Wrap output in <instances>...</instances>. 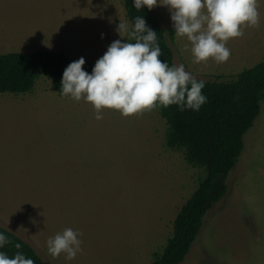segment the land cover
I'll return each instance as SVG.
<instances>
[{"label":"rangeland","instance_id":"1","mask_svg":"<svg viewBox=\"0 0 264 264\" xmlns=\"http://www.w3.org/2000/svg\"><path fill=\"white\" fill-rule=\"evenodd\" d=\"M147 2L175 81L227 82L264 62V0ZM131 42L121 0H0V55L106 64L131 58ZM78 86L60 96L40 75L31 93L0 95V227L45 264H149L204 172L166 147L157 111ZM243 142L182 264H264V101Z\"/></svg>","mask_w":264,"mask_h":264},{"label":"trees","instance_id":"2","mask_svg":"<svg viewBox=\"0 0 264 264\" xmlns=\"http://www.w3.org/2000/svg\"><path fill=\"white\" fill-rule=\"evenodd\" d=\"M130 23L133 56L106 64L72 58L64 52L0 55V95L31 93L39 78L66 95L80 84L112 91L133 105L157 111L167 125L165 145L184 153L204 172L181 207L161 254L149 264H182L199 235L205 215L227 193L226 177L244 149V136L264 101V62L230 81H175L173 51L147 0H121ZM172 37V33H169ZM156 255V254H155ZM2 264H45L34 249L0 227Z\"/></svg>","mask_w":264,"mask_h":264}]
</instances>
